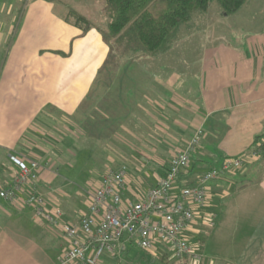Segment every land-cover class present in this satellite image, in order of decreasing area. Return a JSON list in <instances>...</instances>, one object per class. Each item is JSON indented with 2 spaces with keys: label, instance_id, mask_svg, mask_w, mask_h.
Returning <instances> with one entry per match:
<instances>
[{
  "label": "crops",
  "instance_id": "obj_1",
  "mask_svg": "<svg viewBox=\"0 0 264 264\" xmlns=\"http://www.w3.org/2000/svg\"><path fill=\"white\" fill-rule=\"evenodd\" d=\"M24 1L0 0V188L17 170L10 155L36 160L42 166L39 192L48 206H58L64 219L75 223L86 204L71 207L64 200L81 197V186L78 191L72 186L82 173L80 166L95 176L93 189L107 169L126 166L127 200L156 184L159 169L197 127L202 137L179 184L194 182L224 158L264 141L263 136L254 142L264 133V27L237 30L227 38L224 27L208 26L215 16L206 11L198 17L204 30L185 32L184 45H171L156 57L132 54L120 61L95 29L82 34L64 13L34 10L46 3L42 0L21 12L18 4ZM253 2L247 0L230 16L263 23L264 8ZM52 6L45 4L47 10ZM213 13L225 16L219 9ZM197 35L200 45L188 44ZM150 161L154 168L148 167ZM251 175L255 191H245ZM205 187V203L186 235L197 237L215 201L236 190L239 200L216 213L213 235L219 234L213 241L221 245L226 234L228 244L239 250L233 258L207 253L198 236L202 258L197 264H264V153L222 172ZM251 197L258 206L244 200ZM66 248L58 228L33 218L21 199L0 196V264H67L59 261ZM128 249L125 244L96 264L138 263L127 257ZM154 254L145 252L143 259L150 255L146 262L152 263ZM174 263L195 264L188 259Z\"/></svg>",
  "mask_w": 264,
  "mask_h": 264
},
{
  "label": "built area",
  "instance_id": "obj_2",
  "mask_svg": "<svg viewBox=\"0 0 264 264\" xmlns=\"http://www.w3.org/2000/svg\"><path fill=\"white\" fill-rule=\"evenodd\" d=\"M202 133V128L197 127L184 147L162 168L163 175L156 184L133 199H123L126 166L107 169L75 223L65 220L58 206H48L39 192L36 181L42 166L36 160L24 161L10 155L17 170L7 185L0 188V196L8 201L21 199L33 218L59 229L67 241V248L59 255L61 263L96 264L102 255H113L130 244L150 253H157L159 245H165L175 261L188 259L197 264L202 256L188 240L186 230L205 203L206 182L258 158L261 153L257 144L238 156L224 158L219 166L208 168L194 182L179 184L178 177L188 168L190 155L198 147Z\"/></svg>",
  "mask_w": 264,
  "mask_h": 264
},
{
  "label": "trees",
  "instance_id": "obj_3",
  "mask_svg": "<svg viewBox=\"0 0 264 264\" xmlns=\"http://www.w3.org/2000/svg\"><path fill=\"white\" fill-rule=\"evenodd\" d=\"M246 1L103 0L108 21L105 28L98 30L110 47V55L117 59L135 53L156 57L171 47L180 27L189 25L194 14L208 11L210 5L215 3L225 14L230 15L237 12ZM65 16L66 20L81 29L82 34L93 26L85 15L75 9H69ZM263 136L264 133L256 136L254 142ZM258 149L264 153V143H259ZM162 168L159 169L160 175H163ZM151 261L168 264V254L155 253Z\"/></svg>",
  "mask_w": 264,
  "mask_h": 264
},
{
  "label": "rangeland",
  "instance_id": "obj_4",
  "mask_svg": "<svg viewBox=\"0 0 264 264\" xmlns=\"http://www.w3.org/2000/svg\"><path fill=\"white\" fill-rule=\"evenodd\" d=\"M34 0H25L24 4L20 3L18 4V8H21V12H23L24 8L27 7V5L32 2ZM44 1L43 3H47L49 4V2H51L54 6L50 7L48 10L45 8V4H42L41 6H34V10H38L40 9V13L43 12V14H46L47 12L50 13H54V14H58V13H64L66 15L67 11L69 9H75L76 11H78L79 13L85 15L89 21L92 23V28L95 29L96 31H98L100 33V31L98 29H103L105 28V24L108 21V16L104 10V2L103 0H42ZM264 0H254L253 5L255 7L259 6V8H264ZM261 5V6H260ZM216 9H219L220 11H222L220 9V7L218 5H216L215 3H212L210 5V8L208 9V13L210 16L213 17V15L215 16L213 21L208 25L211 28H216V24H218V26H220L222 29H224V33L223 36L229 38L231 35H233L234 33L237 32V30H255L258 27H264V16L261 17V19L263 20V23H261V21H257V23L254 25L251 22L248 21H243L242 19H240L242 16H238V14L235 15H227L224 13V17L222 16H216L217 14H214L213 12L216 11ZM223 12V11H222ZM240 13V12H239ZM19 15V14H18ZM200 15H203V13L201 14H194L193 15V20L190 22L189 25H182L178 31L177 37L176 39L173 41L172 45H177V46H182L184 45V42H182L181 40H183L184 36H185V32L187 31H191L193 29H202L204 27H201L202 24V19L198 18ZM257 18L259 19V17L257 16ZM218 21V22H217ZM215 24V26H214ZM189 26V27H188ZM204 30V29H202ZM89 38H93L92 36H89ZM40 42V41H38ZM202 42V39L200 37V35H197L195 37H193L191 39V41L189 40L190 45H194L195 46H199L200 43ZM186 45V43H185ZM132 55V54H131ZM133 55H141L139 53H135ZM130 58H121L119 59L120 61H126L129 60ZM261 161V159H258V161ZM154 163L152 161H150V163L148 164L149 168H154ZM79 171L82 173H79L77 176V178L79 179L74 185L72 184L73 188L75 190L78 191V187L81 186V197L80 198H74V199H65V202H68V204H70V206L72 207L74 204H76L79 207H83L87 200H88V196L90 194V192L93 190L92 185H93V178L95 177L94 175H91L87 172V167L84 168L82 170L81 166L79 167ZM255 175H251L250 177H248V179H250L249 182H251V186H249L247 188V190L245 191H255V188L253 187L254 184H256L255 181ZM245 182V181H244ZM69 200V201H68ZM235 200H239L238 198V193L237 191H228L227 193H223L221 197H219L217 199V201H215V203L211 206V210L208 211V213L206 214L205 220L202 221V232H200L197 237L199 236L203 241V248L205 247L207 253H212V254H218V255H222V256H228V258H233L234 256H236V254L238 253L239 247L238 246H232L231 244H228V240L231 241V237H227L226 234L222 235V242L221 245L217 244L214 240V238L216 236H218L219 233L213 235V227L214 225L217 223V219H216V213H219L220 209H224L227 208L231 205V203ZM247 204H250L251 207H256L258 206V200L255 197H251L250 199L246 198L244 199ZM243 201V198L240 197V203ZM211 221L213 222V224H211ZM226 230H222V232H225ZM197 237H188V240L195 244L198 250V240L199 238ZM200 245V244H199ZM129 247V249L126 251V255L128 258H134L136 262V264H146L147 260L149 259L150 255H148L146 258L147 260L143 259V257L145 256V252L133 245H127V248ZM167 250V252L169 253V257L170 259L168 260V264H175L174 263V258L172 255V252L169 248H167V246L165 245H159V253H161L162 251ZM206 254V253H205ZM137 259V260H136ZM152 264V263H151ZM154 264H161L159 262H155Z\"/></svg>",
  "mask_w": 264,
  "mask_h": 264
}]
</instances>
